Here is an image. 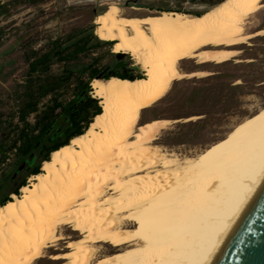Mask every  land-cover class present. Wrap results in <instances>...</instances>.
Returning a JSON list of instances; mask_svg holds the SVG:
<instances>
[{"label":"bare ground","instance_id":"obj_1","mask_svg":"<svg viewBox=\"0 0 264 264\" xmlns=\"http://www.w3.org/2000/svg\"><path fill=\"white\" fill-rule=\"evenodd\" d=\"M90 1L94 36L128 54L140 75L91 81L100 110L0 204V264H212L264 180V42H251L264 37V1L142 16L111 3L121 0ZM213 62L249 65L239 77L247 82L222 76L234 91L206 130L193 125L187 145H154L168 120L141 119L143 111L168 98L174 122L201 120L182 116L200 107L197 93L188 103L171 85L202 74L180 66Z\"/></svg>","mask_w":264,"mask_h":264},{"label":"rangeland","instance_id":"obj_2","mask_svg":"<svg viewBox=\"0 0 264 264\" xmlns=\"http://www.w3.org/2000/svg\"><path fill=\"white\" fill-rule=\"evenodd\" d=\"M123 1H111V3L121 9H139H128L123 13L130 16H142L147 11L160 10L189 12L193 11L196 4L211 5V0H134L127 4H123ZM187 3L189 5L185 8ZM84 11H86L87 17H84ZM259 12L260 15H264V8ZM96 13H98L97 6L90 0H0V123L10 122L12 119V124L8 127L12 132L8 138L5 139L2 127H0V204L9 199L10 193H18L22 185L17 186V184L21 180V183L26 184L28 177L32 175L28 162L33 157L28 160L19 159L17 152L14 149H9L10 141L15 135V124L20 125L16 113L20 104L17 94L21 92V87L16 88L15 84L21 83L28 73L24 53L30 55L35 50L41 55L49 56L47 63L49 72L44 77L45 82L42 83L44 90L49 93L38 105L40 112L51 105L52 98H56L59 106L67 107L68 103L74 100L72 95L77 92L73 88L77 85L79 87L87 80L92 71H95L94 76L98 79H104L112 74L132 75L129 76L130 78L140 75V69L130 60L128 54L120 53L121 57L118 54H113L110 52L108 43L102 42L94 36L95 25L92 22V17ZM251 42L263 43L264 37L252 39ZM251 47L253 46L241 47L240 55H245L246 49ZM247 57H250V54H247ZM229 66L231 67L226 62H213L210 65L191 64L179 67L182 73L202 72L199 75L181 78L171 85L170 90L176 91L180 86L183 88L187 84L193 91L191 94L182 93L188 103L193 101L192 96L196 92L199 96L200 107L189 106L186 114L183 113L182 116L198 115L202 119L194 123L191 121L174 122V118L180 115H178V109L177 111L176 108L170 110L173 101H167V98L157 102L153 108H150L151 110L143 111L141 116V119L153 117L168 120V124L159 130L158 139L153 142L154 145L158 144L165 148L176 147L179 144L187 145L192 139L193 133L190 132V128L194 127L193 125L203 131L206 130L205 125L215 118L216 113L222 109V105L220 107L218 105L222 94L228 95L234 91L232 88L225 91L224 84L226 83L222 82L223 77H219V75H225L227 79L231 80L229 85H234V82L242 84L247 82L244 77H239L242 70L247 69L249 65L239 67L235 64L231 68ZM206 80L208 83L205 82ZM212 83H218L219 87L208 105L206 98L210 97L209 89L208 87L205 89V87ZM165 105L167 109H161ZM57 112L59 111L57 110ZM27 120L32 125L33 114H29ZM68 125L69 121L66 116L58 117L53 131L44 138L43 146L49 148L51 142L59 139L64 141L65 134L62 132ZM67 143L68 140L64 144ZM39 158L38 154L36 160ZM16 168L20 169L15 170ZM15 189L16 191H14ZM52 249L47 248L45 251L49 253ZM34 264L46 263L35 261Z\"/></svg>","mask_w":264,"mask_h":264},{"label":"trees","instance_id":"obj_3","mask_svg":"<svg viewBox=\"0 0 264 264\" xmlns=\"http://www.w3.org/2000/svg\"><path fill=\"white\" fill-rule=\"evenodd\" d=\"M218 1L221 0H211V4ZM24 58L28 66V73L21 83L15 84L16 88L21 87V92L17 94L20 99V104L16 113L17 121L20 125L17 126L18 124H15V135L10 141L9 149H14L19 159L23 158L24 160H28L33 157L28 164L31 166L30 173L36 174L39 172L41 161L47 159L49 151L57 149L71 136L80 134L83 129H85L91 115L98 112L100 107L90 93V83L96 78V76H94L95 71H92L87 80L79 85V87H81L80 90H78V85L73 88L77 90V92L72 95L74 100L68 103L67 107L64 108L63 106H59V103L56 102V98H52L51 105L40 112L38 110V105L49 93L47 90H44V86L42 85V83L45 82L44 77L49 72V67L47 65L49 56L46 54L41 55L38 51L34 50L30 55L24 53ZM108 77L109 76H106L104 79ZM57 110L59 112H57ZM29 114H33L34 116L32 125L27 120ZM63 116H66L69 121V125L66 126L62 132L65 134L64 141L60 139L56 140L49 144V148H46L43 146L44 138L53 131L54 126L57 124L58 117ZM11 124L12 119H10V122L0 123L5 139L8 138L12 132L11 128H8ZM5 128L8 129L5 130ZM38 154L40 158L36 160ZM19 169L20 168H16L15 170ZM21 181L17 186L23 184ZM14 191H16V189Z\"/></svg>","mask_w":264,"mask_h":264},{"label":"water","instance_id":"obj_4","mask_svg":"<svg viewBox=\"0 0 264 264\" xmlns=\"http://www.w3.org/2000/svg\"><path fill=\"white\" fill-rule=\"evenodd\" d=\"M212 264H264V180Z\"/></svg>","mask_w":264,"mask_h":264},{"label":"crops","instance_id":"obj_5","mask_svg":"<svg viewBox=\"0 0 264 264\" xmlns=\"http://www.w3.org/2000/svg\"><path fill=\"white\" fill-rule=\"evenodd\" d=\"M106 43H108V42H106ZM119 55V54H118ZM120 57H121V55H119ZM125 57V56H124ZM132 76V75H131ZM219 77H222V75H219ZM205 82H207L208 83V80H206ZM221 89H222V86H221ZM180 91H181V93H184V92H186V93H189V94H191L193 91L191 90V88L190 87H188V85L186 84L183 88L180 86ZM216 93H217V91L215 90V91H212V92H209V96H211V97H213V96H215L216 95ZM185 94V93H184ZM222 97V96H221ZM215 101V100H214ZM208 103V105L211 103V101H209V102H207ZM215 103H216V101H215Z\"/></svg>","mask_w":264,"mask_h":264}]
</instances>
